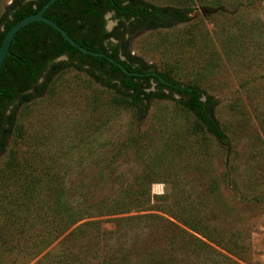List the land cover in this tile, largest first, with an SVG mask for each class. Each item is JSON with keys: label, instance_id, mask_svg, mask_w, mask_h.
<instances>
[{"label": "rangeland", "instance_id": "obj_1", "mask_svg": "<svg viewBox=\"0 0 264 264\" xmlns=\"http://www.w3.org/2000/svg\"><path fill=\"white\" fill-rule=\"evenodd\" d=\"M11 1L0 0V15ZM145 1L190 12L171 27L125 34L128 52L216 98L230 154L203 140L174 101L152 99L137 116L111 89L63 67L41 95L17 107L0 153V264H264V148L257 141L264 143V122L253 110L254 95L264 93V0ZM105 20L106 28L116 24L111 12ZM32 162H48V173ZM55 170L70 199L94 215L145 177L149 208L123 214L131 218L118 225L112 216L91 217L100 221L97 235L85 227L75 235L80 245H62L61 236L36 254L53 225L35 219L34 190L14 188L26 175L41 174L44 185ZM171 213L189 215L231 250Z\"/></svg>", "mask_w": 264, "mask_h": 264}, {"label": "trees", "instance_id": "obj_2", "mask_svg": "<svg viewBox=\"0 0 264 264\" xmlns=\"http://www.w3.org/2000/svg\"><path fill=\"white\" fill-rule=\"evenodd\" d=\"M46 1L12 0L0 15V45L6 32L16 22L36 13ZM108 12L116 20L110 30H107L105 20ZM189 12L188 7L160 6L145 0H55L45 10V17L59 25L79 45L91 51L105 53L118 61L129 73L103 56L81 52L43 21L26 24L13 35L8 47L9 54L5 56L0 68V153L6 148L12 135L17 107L41 95L45 85L61 68L73 67L124 98L137 116H145L152 99L174 101L193 116V128L201 134L203 140L223 147L230 154L231 139L215 114L216 98L196 84L183 83L166 72L158 71L155 66L131 55L127 50L128 40L125 34H132L142 28L171 27L184 21ZM112 40L116 42L112 43ZM60 57L64 59L58 60ZM256 93L257 91L254 94ZM261 93L254 95L253 110L264 122V93ZM257 141L264 148L262 140ZM32 164L39 167L40 172L48 173V162ZM9 165L13 170L19 168L14 164L13 158ZM40 175L37 174L31 179L26 175L14 188L26 187L28 191L34 190L36 203L32 209L36 210L35 219L41 224L53 225L52 236L37 241L40 247L36 254L61 236L62 245L69 241L80 245L75 235L78 231L86 234L85 227L96 231L93 233L97 235L98 228L94 225L100 221L89 219L91 217L112 216L111 220L118 225L119 222L131 218L123 214L149 208L147 204L151 195L149 192L145 193L140 186L145 177L136 179L137 185L139 184L137 187L130 185L120 195L110 201L105 200L102 209L94 215L93 211L80 207L70 199L63 186L64 175L59 171L49 173L45 177L44 185L40 179H36ZM14 180L13 183L18 182V178ZM170 215L209 242L231 250L230 246L221 243L220 236L207 234L189 215ZM181 230L188 234L185 229ZM190 236L199 240L192 234Z\"/></svg>", "mask_w": 264, "mask_h": 264}, {"label": "water", "instance_id": "obj_3", "mask_svg": "<svg viewBox=\"0 0 264 264\" xmlns=\"http://www.w3.org/2000/svg\"><path fill=\"white\" fill-rule=\"evenodd\" d=\"M55 0H47L44 5L34 14H30L24 18H22L21 20H19L18 22H16L4 35L3 40L1 42L0 45V68L2 65V62L5 58L6 55L9 54L8 51V47L10 44L11 39L13 38V35L22 27H24L26 24L30 23V22H34V21H43L47 24H49L51 27H53L55 30H57L65 40H67L72 46L76 47L78 50H80L81 52H85L89 55H98V56H103L105 58H107L110 62L115 63L116 65H118L123 71H125L126 73H129L128 71L125 70V68L116 60H114L113 58L107 56L105 53L102 52H95V51H91L88 50L84 47H82L81 45H79L74 39H72L59 25H57L54 21H52L51 19H49L48 17H45L43 14L45 12V10L47 9V7L49 5H51ZM111 27H107V30H110ZM61 58V57H60ZM58 58V60L60 59Z\"/></svg>", "mask_w": 264, "mask_h": 264}, {"label": "flooded vegetation", "instance_id": "obj_4", "mask_svg": "<svg viewBox=\"0 0 264 264\" xmlns=\"http://www.w3.org/2000/svg\"><path fill=\"white\" fill-rule=\"evenodd\" d=\"M121 59H123V57Z\"/></svg>", "mask_w": 264, "mask_h": 264}]
</instances>
